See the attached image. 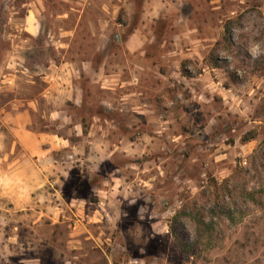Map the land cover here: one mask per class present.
<instances>
[{"label": "rangeland", "instance_id": "1", "mask_svg": "<svg viewBox=\"0 0 264 264\" xmlns=\"http://www.w3.org/2000/svg\"><path fill=\"white\" fill-rule=\"evenodd\" d=\"M39 2L35 34L0 0V104L67 52L77 147L32 203L0 197V264H264V0Z\"/></svg>", "mask_w": 264, "mask_h": 264}, {"label": "crops", "instance_id": "2", "mask_svg": "<svg viewBox=\"0 0 264 264\" xmlns=\"http://www.w3.org/2000/svg\"><path fill=\"white\" fill-rule=\"evenodd\" d=\"M39 1L27 0V3L18 5L15 0H5L4 7L8 9V18L13 25L36 34L42 29ZM24 6L26 11L21 16L20 9ZM64 55L58 61L50 60L46 66H40L34 74L11 73L9 84L14 87L16 96L0 104V171L43 162L47 178L43 186L36 190L37 196L52 184L58 171L65 172L54 152L77 147L70 136L73 135L72 127L77 132L80 123L72 121L67 102L80 106L82 90L75 82L77 70ZM34 75L38 76L43 86L35 87L36 91L28 96L20 95L21 81L28 78L27 82L33 85ZM37 117L44 119V124H40ZM70 122L74 125L71 126Z\"/></svg>", "mask_w": 264, "mask_h": 264}, {"label": "clouds", "instance_id": "3", "mask_svg": "<svg viewBox=\"0 0 264 264\" xmlns=\"http://www.w3.org/2000/svg\"><path fill=\"white\" fill-rule=\"evenodd\" d=\"M248 50L253 57H256L264 53V46L261 42L250 39ZM46 178L47 169L43 162L0 171V197L18 207L28 205L33 202L32 194L43 186Z\"/></svg>", "mask_w": 264, "mask_h": 264}, {"label": "water", "instance_id": "4", "mask_svg": "<svg viewBox=\"0 0 264 264\" xmlns=\"http://www.w3.org/2000/svg\"><path fill=\"white\" fill-rule=\"evenodd\" d=\"M116 38H117V40H119V36H118V34L116 35Z\"/></svg>", "mask_w": 264, "mask_h": 264}]
</instances>
